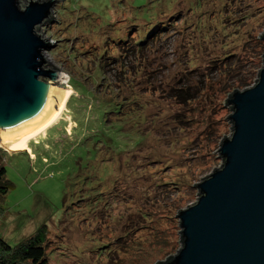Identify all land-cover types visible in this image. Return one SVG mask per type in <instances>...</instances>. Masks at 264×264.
I'll use <instances>...</instances> for the list:
<instances>
[{
  "label": "rangeland",
  "instance_id": "rangeland-1",
  "mask_svg": "<svg viewBox=\"0 0 264 264\" xmlns=\"http://www.w3.org/2000/svg\"><path fill=\"white\" fill-rule=\"evenodd\" d=\"M149 1L61 0L55 5L50 20L37 27L39 34L56 44L47 56L50 68L63 73L58 86L63 90L71 89L73 93L60 120L32 139L26 151L9 153L1 147L0 141V149L6 151L3 166L7 178L14 184L1 203L0 238L15 245L46 223L58 247L51 264H156L166 261L180 248L159 247L154 242L157 230L166 229V233L178 242L179 211L197 201L199 190L196 186L223 165L219 148L213 150L211 144L212 158H200L202 150L205 151L203 146L210 143L209 131H206L209 120L216 123L215 130H224L223 137L232 134L229 118L232 111L226 104L223 84L208 87V95L186 106L173 100L169 93L180 78L179 73L185 69V63L203 66L210 57L234 52L241 58L247 54L249 48L245 43L252 35L264 32V0H237L238 15L250 13L251 18L227 28L216 22L217 26L209 31L205 26L206 30L200 33L195 30L197 18L194 16L185 24L180 23L185 27L180 32L153 41L146 50H130L124 57L122 48L114 45L109 50L112 54H122L117 57L121 64L113 65L108 57L107 66L100 72L97 64L106 44L105 41L97 42L106 32L101 31L102 28L129 14H133L134 20L154 19L162 8V0H153L152 9L147 7ZM183 3L188 5L187 1ZM183 34L185 40L181 39ZM132 37L136 40L135 35ZM198 43L206 47H198ZM212 80L214 78L207 76L206 84ZM73 84L101 98L124 87L139 93L141 98L143 107L129 119L131 123L126 131L135 129V118L142 117L141 121L147 122L137 129L147 135V139L137 156L123 155L126 164L116 172L109 204L103 201L98 205L92 203L95 207L77 204L80 192L84 200L86 194L91 197L99 191L90 189L88 179L83 183L81 173L87 170L81 172L78 163L88 159L85 139L100 123L91 95L76 97ZM194 84L200 86L197 81ZM113 139L120 145L129 138L118 132ZM100 153V158H107L105 150ZM98 189L106 190L103 186ZM112 193L116 196H111ZM107 197L106 193L101 199ZM145 225L156 231L142 228ZM124 234L126 239L119 240ZM98 241L106 242L112 249H104L102 253L93 250Z\"/></svg>",
  "mask_w": 264,
  "mask_h": 264
},
{
  "label": "water",
  "instance_id": "water-1",
  "mask_svg": "<svg viewBox=\"0 0 264 264\" xmlns=\"http://www.w3.org/2000/svg\"><path fill=\"white\" fill-rule=\"evenodd\" d=\"M60 1L0 0V134L45 115L62 82L48 65L56 44L37 32ZM260 70L227 101L232 134L218 149L223 165L179 211L182 247L167 264H264V64Z\"/></svg>",
  "mask_w": 264,
  "mask_h": 264
},
{
  "label": "trees",
  "instance_id": "trees-1",
  "mask_svg": "<svg viewBox=\"0 0 264 264\" xmlns=\"http://www.w3.org/2000/svg\"><path fill=\"white\" fill-rule=\"evenodd\" d=\"M186 1L188 5L183 3ZM236 1L237 0H162V4H160L162 8L157 12L154 19L139 21L137 19L134 20L133 14H129L127 17L125 15L124 18H118L117 21L108 22L101 30L106 32H103L99 37V41H97L100 44H102V41L106 42L101 60L99 64H97L100 72L104 71V67L107 66L105 61L109 58L113 60V65L117 63L121 64L120 62H122L120 58H117L122 54H112L111 50H109L110 47L115 45L117 48H122L121 50L124 53L122 56L124 57L129 54L128 52L130 50H146L153 41L167 39L171 34L180 32L183 27V25L180 26V23L185 24L188 19L194 16L197 18L194 20L195 30L200 33L205 31L206 27H208V31L213 26H217V24L227 28L230 24H236L240 23L242 20L250 19V13L238 15L239 8L236 5ZM153 2V0H150L147 7H151L152 9ZM216 22L218 23L215 24ZM114 24H117V27ZM185 26H188V24ZM184 28L185 27H183V29ZM131 35H135L136 40L134 37L131 38ZM184 36L183 34L182 40L185 38ZM198 45L203 46V48L206 47L205 44L198 43L197 46ZM245 45L248 46L249 49H247V54L243 55L241 58L238 57L236 53L230 52L219 55L218 57H210L207 64L203 66L201 64L193 66L185 63L186 67L179 73L180 78L176 80V86L173 85L174 87L171 89L169 95H171L173 100L176 99V101L186 106L208 95V87L212 88L214 85L220 83L223 84L222 91L227 94V104L233 92L249 88L256 83L255 81L259 76L260 69L264 64V32L261 35H252ZM94 46L95 45L92 46V49ZM181 46L182 45H180V47ZM207 76H210L211 79L214 78V80L206 84ZM194 81H197V85L200 86H196ZM73 85L77 93L76 97L80 98L83 96L86 98L91 95L93 105L96 106L95 110L99 113L98 123H100V126L102 124L101 127L99 126L100 128L98 127L93 134L85 139L87 142L85 146L87 147L86 150L89 156L85 162L78 163L81 172L87 170L85 173L80 172L81 175L84 176L82 179L83 183L88 179L90 181L88 184L90 189L95 190V192L97 190L99 191L91 195V197L86 194L85 199L83 198L84 200L81 199V197L84 196L83 193L80 192L82 195L80 194V199L77 201V204L85 203L88 207H95L96 205L92 203L97 204L102 201L104 204H109L111 199L109 195L114 191L116 172L126 164L123 155L131 153L129 154L130 156H137V152L142 150L147 139V135H144V133L137 129L147 122H142V117L135 118L134 123L136 125L133 124L136 126L135 129L132 127L126 131V126H129V123H131L129 119L134 117V114L139 112L143 107L142 103H140L141 98H139V93L128 90L125 87L120 88L115 94H110L105 98H101L88 90L86 93L82 86ZM210 108L213 109L212 106H210ZM182 123L185 124V122ZM215 124L216 123L213 122L212 119L206 124V131H209L210 143L208 146H203L205 151L202 150L203 154H201L202 156H200V158H212L213 155L210 153L212 151L210 144L214 146L213 150H215L221 146V141L226 138L223 137L225 134L224 130L219 128L215 130ZM166 125H168V123ZM155 129L159 130L158 127H155ZM118 132H122L125 138H129L120 145H117L113 139L114 133ZM82 144L83 143L80 145ZM101 150L107 152V158H100V156H102L101 153L99 154ZM4 152L6 151L0 149V212L2 211L1 203L4 201L6 194L14 188V184L7 178L6 168L3 166L2 159ZM153 159L158 161L157 158ZM80 160L83 159L81 158ZM110 165L116 167L111 168ZM100 186H103V189L108 187L111 188L109 190H103V192L105 191V193H103L98 189ZM106 193L108 197L105 200L101 199V196H104ZM113 193L111 196H113ZM115 196L116 195L113 197ZM107 210L108 207L106 211ZM142 228H150L152 232L156 231L154 228L149 227V225H145V227L143 226ZM166 232V229H158L155 234L156 238L154 242L162 248L165 247L170 249L175 247V250L181 248L183 242L181 228H179L178 242L177 239H172V235H170L169 232L168 234ZM127 234L129 233H126V235ZM126 235L124 234L118 239L122 241L123 238L126 239L124 237ZM173 236L175 235L173 234ZM115 246H117V244ZM56 248H58L57 241L54 239L52 240L50 237V229H48L46 223H43L36 231L22 238L19 240V243L15 245H11L9 242L0 238V264H51L50 260H52ZM104 249L112 248L109 247V244L106 242L101 243V241H98L93 247V250H97L99 253L105 252ZM113 251L115 250L113 249ZM173 256L170 255L166 261H158L156 264H167Z\"/></svg>",
  "mask_w": 264,
  "mask_h": 264
},
{
  "label": "bare ground",
  "instance_id": "bare-ground-1",
  "mask_svg": "<svg viewBox=\"0 0 264 264\" xmlns=\"http://www.w3.org/2000/svg\"><path fill=\"white\" fill-rule=\"evenodd\" d=\"M72 93L73 91L71 89L65 88V90H63L58 86L54 99H52V103L45 112V115L36 122L25 125L22 129L0 134L1 147L10 152L26 151L28 148L27 144L32 139L43 134L45 130L52 127L60 120L59 118L65 110L67 100Z\"/></svg>",
  "mask_w": 264,
  "mask_h": 264
}]
</instances>
